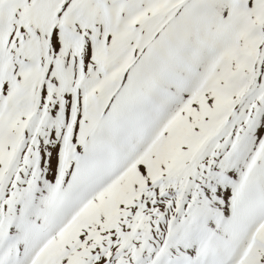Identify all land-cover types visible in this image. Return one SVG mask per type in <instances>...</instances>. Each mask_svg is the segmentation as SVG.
Returning a JSON list of instances; mask_svg holds the SVG:
<instances>
[{"label":"snow or ice","instance_id":"obj_1","mask_svg":"<svg viewBox=\"0 0 264 264\" xmlns=\"http://www.w3.org/2000/svg\"><path fill=\"white\" fill-rule=\"evenodd\" d=\"M0 264H264V0H0Z\"/></svg>","mask_w":264,"mask_h":264}]
</instances>
